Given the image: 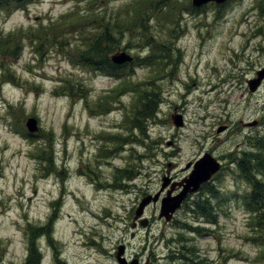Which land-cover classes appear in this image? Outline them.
Returning <instances> with one entry per match:
<instances>
[{"label":"rangeland","instance_id":"rangeland-1","mask_svg":"<svg viewBox=\"0 0 264 264\" xmlns=\"http://www.w3.org/2000/svg\"><path fill=\"white\" fill-rule=\"evenodd\" d=\"M103 24L122 42L110 59L140 58L122 78L76 61ZM31 26L19 53H11L17 40L0 53V264H119L122 244V257L140 264H264L241 201L251 189L230 173L233 164L208 183L230 196L219 225L192 233L181 225L198 222L186 205L166 223L158 202L144 211L148 227L131 226L143 196L163 190L165 177L168 188L180 182L205 153L257 151L264 83L251 92L248 80L264 67V0L201 9L192 0H37L0 10L1 38ZM124 79L131 83L121 87ZM153 90L158 112L141 133L131 120L140 93ZM255 120L257 128L245 127ZM41 134L52 138V162L35 158L47 146ZM121 167L135 177H116Z\"/></svg>","mask_w":264,"mask_h":264},{"label":"trees","instance_id":"trees-1","mask_svg":"<svg viewBox=\"0 0 264 264\" xmlns=\"http://www.w3.org/2000/svg\"><path fill=\"white\" fill-rule=\"evenodd\" d=\"M36 1L37 0H0V10H6L9 14L10 12L18 9H27L31 3ZM102 26L103 27L98 29V33L89 36L86 42L87 47L85 50H83L82 53H79V51L77 52L80 59L77 58L76 61L80 63L83 62L82 64L85 66L88 65L96 69H104L105 72L115 75L118 78H122L123 74L119 72L120 69L123 67H129V70H133L132 67L136 65V62L140 61V58L134 57L135 60L133 62L125 65H116L113 63L110 59V54L115 52L122 42H120V40L116 41L114 39L113 31H115V29H110L107 24H103ZM35 29L37 28H34L33 26H31L29 29L20 28L18 32L11 33L8 37H0V53L3 55L7 54L5 50H7L8 44H13L16 40L17 45L13 47L14 50L11 53H19L20 43L22 46V39L25 38L23 37V34L28 33L27 35H30L31 37ZM54 29L56 28H53L52 30ZM38 31H40V29H38ZM44 37H47V34H44ZM6 46L7 48L4 49ZM125 47L127 48L128 46ZM150 57H154L153 52L146 59ZM144 61H147L153 65L155 64L154 61ZM122 82H125V79ZM129 83L125 82L121 87L128 86ZM117 88H119V86ZM139 101L140 102L137 103L139 106L138 111L140 117L131 120V128L136 126L137 130L141 131V133H145L146 117H149L150 119L158 112V103L154 94V90L141 92ZM19 129L23 135L31 136V134L27 133L23 128ZM39 137H42L45 140L44 142L47 146H41L39 150L34 153L35 158L43 157L45 160L52 162L53 159L50 156V151L48 150L50 147H52V138L48 137L46 134H41ZM254 139L256 143L253 144V146L257 151L243 149L237 150L234 154H232V157H235L237 162L234 163L230 173H232L234 178L239 182L247 183V189H251L244 196V198L241 199V201H244V205L249 211V221L252 230L258 233V236H260L264 242V135L257 132L254 135ZM133 172L134 170H131L129 167H121L118 168V174L116 177L125 176L128 177V179H132L135 177ZM215 185H205V192L202 191V193H199L197 197L192 199L191 202L188 201L185 203V210L187 214H193L192 218L197 219L198 222H182V228L185 229V227H188L192 229V231L194 230V232L200 233L201 231L205 230L203 227L204 224L216 226L219 225L218 223L221 209L224 207V204L230 196H224V194L221 192V189ZM203 193L205 195H201ZM240 197L241 196L238 195V198Z\"/></svg>","mask_w":264,"mask_h":264},{"label":"water","instance_id":"water-1","mask_svg":"<svg viewBox=\"0 0 264 264\" xmlns=\"http://www.w3.org/2000/svg\"><path fill=\"white\" fill-rule=\"evenodd\" d=\"M227 0H192V4L195 7H201L204 4H207L209 2H216L218 4L224 3ZM112 60L117 63L121 64L126 61H131L132 56L129 55L126 52H119L117 54L112 55ZM264 80V67L260 69L257 72V77L248 80L249 89L251 91H255L261 84V82ZM174 124L177 127H180L184 124V121L182 120V116L174 115L173 117ZM38 121L36 118L30 117L28 118L26 122V126L30 132H34L38 130ZM257 122L250 123L249 125H255ZM227 126L222 125L218 128V133L222 132L223 130H226ZM190 166V164L188 165ZM221 162L218 161L216 157H214L210 153H205L202 157H200L194 164L193 169L191 173L186 176L183 180L177 183L179 186L183 187L182 190L176 194L172 195V192L174 191V185L172 188L168 191L167 195L162 197L161 201V207L159 212V219L164 218L165 221L169 222L173 219L176 211L181 207L183 201L186 199L187 195L189 193H195L198 191L203 183L208 182L220 169H221ZM171 179L168 177L163 178L162 183V189L166 188L168 184L170 183ZM160 192L152 195L147 194L142 197L139 205L136 208L135 211V221L132 225V227L137 226V219H140L139 222L141 226L146 227L149 224V219L144 215V211L148 205L151 203L156 204L157 201H159ZM142 217V218H140ZM125 246L119 245L118 251H117V259L119 264H128V261L122 257L124 253ZM130 264H139V259L134 258Z\"/></svg>","mask_w":264,"mask_h":264},{"label":"flooded vegetation","instance_id":"flooded-vegetation-1","mask_svg":"<svg viewBox=\"0 0 264 264\" xmlns=\"http://www.w3.org/2000/svg\"><path fill=\"white\" fill-rule=\"evenodd\" d=\"M229 1V0H228ZM227 1V2H228ZM226 2V3H227ZM226 3H224V4H222V5H225ZM209 4H216L215 2H209V3H207V4H204V5H202L201 7H198L197 9H201V8H203V7H205V6H207V5H209ZM216 5H218V4H216ZM222 5H218V6H222ZM264 50V49H263ZM258 121V124H259V120H257ZM256 121V122H257ZM257 124V125H258ZM257 125H255V126H245V127H248V128H253V127H256L257 128ZM248 128H246V129H248ZM256 128H254V129H256ZM231 153H233V152H231ZM214 157H216L217 159H218V161H220L221 162V164H222V169L223 168H225V167H227V166H229V165H234V163H236L237 162V159L235 158V157H232V154H229V157H227V156H222V155H220L218 152L217 153H215V156ZM226 160H228V161H226ZM192 164V163H191ZM190 164V165H191ZM217 175V174H216ZM216 175H214V177H213V179L214 178H216L217 176ZM185 178V176H183L182 177V179H184ZM173 179V178H172ZM181 179V180H182ZM212 179V180H213ZM174 180V179H173ZM211 180V181H212ZM175 181V180H174ZM172 182V184L170 185V188H166V189H163V190H161L160 191V199H162V197H164L167 193H168V191L172 188V186L174 185V191L172 192V194L174 195V194H178L180 191H181V189H182V187L181 186H179L178 184H173V183H177V182ZM210 181V182H211ZM210 182H208V183H210ZM208 183H205V184H203L202 185V187H201V189H200V191H198V192H196V193H194V194H192V195H188V197L186 198V200L183 202V204H182V208H183V206H185V203L186 202H188L189 201V199L193 196V195H198L200 192H201V190L203 189V187H205V185L206 184H208ZM144 193H146V192H144ZM165 193V194H164ZM162 194H164V195H162ZM158 202H160V201H158ZM157 202V203H158ZM156 203V204H157ZM155 204V205H156ZM191 215H193V214H191ZM176 216V215H175ZM175 216H174V218L170 221V222H172L173 220H175ZM139 221V220H138ZM138 221H137V223H138ZM170 222H168V223H170ZM133 223H134V218H132V222H131V226L133 225ZM186 229H188V231H191L192 233L194 232V230L192 231V229H190V228H188V227H185ZM115 257H116V260H117V254H115Z\"/></svg>","mask_w":264,"mask_h":264}]
</instances>
